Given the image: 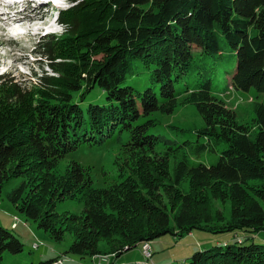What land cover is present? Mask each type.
<instances>
[{
  "label": "trees",
  "instance_id": "16d2710c",
  "mask_svg": "<svg viewBox=\"0 0 264 264\" xmlns=\"http://www.w3.org/2000/svg\"><path fill=\"white\" fill-rule=\"evenodd\" d=\"M71 3L73 7L61 13L63 25L82 20L89 10L104 13L106 19L90 28L67 27L64 39H75L74 43L60 50L59 42L51 40L38 52L50 62L55 52L61 51L64 58L48 78L56 80L58 90L52 94L56 101L44 99L23 113L8 102L20 101L23 109L25 88L9 91L1 85L0 192L5 180L26 176L27 181L7 194V201L54 241L72 232L74 241L65 253L80 259L117 258L166 234L181 238L203 229L241 235H234L233 243L197 251L182 264H264V244L252 237L264 232V206L252 198L249 185L261 181L262 189L255 191L264 202V0ZM99 53L102 58L92 60ZM144 72L149 85L139 89L134 83ZM220 75L227 86L216 90ZM37 81L41 85L47 79ZM181 81L177 88L175 83ZM94 89L101 102H88L83 109ZM215 90L223 96L234 90L252 97V132L237 124L235 113L214 96ZM181 105L194 107L203 121L197 137L206 142L177 144L150 133L156 121L149 116L156 111L171 114ZM143 118L147 119L140 122ZM112 138L120 142L129 171L121 184L97 189L88 170L76 162L68 165L63 176L50 173L80 144L98 147ZM158 153L165 157L159 160ZM215 153L218 158L211 163ZM170 156L172 160L167 159ZM202 156L209 163L200 161ZM142 162H152L149 165L162 173L170 169V186H162L163 194L170 197L169 207L159 188L155 191L152 186L160 175L156 171L145 176ZM185 181L205 192L220 186L233 204L229 218L205 221L213 217L211 206L203 207L190 193L182 194ZM76 196L83 203L81 215L60 217L53 211L55 201ZM123 204L125 214L119 209ZM197 217L203 221L197 223ZM23 246L0 226V260L5 252L21 253Z\"/></svg>",
  "mask_w": 264,
  "mask_h": 264
},
{
  "label": "rangeland",
  "instance_id": "374dc122",
  "mask_svg": "<svg viewBox=\"0 0 264 264\" xmlns=\"http://www.w3.org/2000/svg\"><path fill=\"white\" fill-rule=\"evenodd\" d=\"M64 1L67 10L73 7L71 3L73 0ZM80 2H82V0H80ZM7 7L16 10L15 12L18 13L24 8L26 14L22 16V19H24L22 26L28 29L29 32H32L30 34H24L25 37L16 42L18 37L13 36L16 35L14 30L13 35L9 37V31L12 28H8V26L14 23L17 14L13 16L9 13H0V24L4 26V31L0 30V73L3 69L8 70L10 68V74L7 73L8 75L0 80V88L2 87L1 85L7 86V90L9 91H13V88L18 90L17 86L25 88V98L22 100L24 104L23 109L20 108L22 106L20 101L13 102L14 100H10L8 102L13 108L14 106L16 108L19 107V109L25 113L27 111H32L33 105L45 102L46 100L44 99H47L48 102L49 100H55L52 94L58 90V87L55 86L56 80H49L48 78L53 75L50 69H52L53 72L57 71L58 67H56V64L59 63L58 60L61 61L64 58L61 56V51H59L52 53L51 57L53 60L51 62L46 59L41 60L37 54L43 51V45L48 44L52 40L54 41L53 43L59 42L60 50H62L75 42V39L73 41L64 39L68 34L65 32L67 27L74 26L77 30L90 28V26L104 22L106 17L105 14L101 12L96 14L91 10L86 11L84 15L82 14V20L80 17L77 21L67 22V25L58 28L56 35L53 36V39H50L49 34H51L53 30L48 31L47 29L53 27V17H55L54 13L53 17L51 15V12H54V10L50 0H25L24 3H22L21 0L18 4H10L7 5ZM41 16H43V19H37V17ZM4 17H7V19ZM27 17L33 21H30ZM30 22L36 23V25L34 27H29L33 24ZM16 23L17 26H20L19 22ZM79 37L80 35L78 38ZM102 56L100 53L96 54L92 57V60L98 61ZM73 60H75V58L68 59V61ZM49 64L53 65V67L47 68ZM42 77L46 78L47 81L40 85L37 80ZM188 80L190 81V78ZM181 84L182 81L175 83V86L178 88ZM215 84L217 87L216 90H223L226 88L227 85L224 75H220L217 80H215ZM134 85L139 89H143L149 85L147 73L144 72ZM216 90L214 96L223 101L225 106L231 112L235 113L237 124L242 125L252 132V130L255 129L253 120L254 114L250 104L252 97L241 96L234 90L229 91L223 96L220 91L216 92ZM251 93V95L254 94L253 92ZM98 95L99 91L97 89L92 90V92L87 95V97H90L81 105L82 108L85 109L88 102L97 101L100 103L101 100H99ZM27 102L29 105H26ZM149 118L156 121V126L150 129V133L156 134L163 139L175 140L177 144L182 143L184 140L201 143L206 142L197 137L198 131L203 127V121L192 105H181L171 114H161L159 111H156L149 116ZM146 119L147 118H143L140 122ZM119 147L120 142L115 138L109 139L107 143L98 147L89 146L88 143H82L76 150L66 154L65 157L59 160L53 169L50 170V173L54 177L63 176L68 165L72 162H76L88 170L94 187L97 189L110 186L114 182H116V184L113 186L121 184V181L129 171L124 167L126 158L119 151ZM158 151L162 150L159 148ZM156 156L157 158L165 157V154L158 153ZM217 158L218 153H215L214 156L210 158V160H212L211 163H214ZM161 159L162 158L159 160ZM167 159L172 160V157L170 156V158L168 157ZM199 160L204 163H209L210 161L205 156H202ZM151 163L152 162H142L140 164L142 173L145 176L146 173L153 176L157 171L158 175H160V179L157 182H152V186L155 191L159 188V191H161L160 196L165 201L167 207H169L170 197L163 194L162 186H167V188L170 186V169H164V173H162L158 170V167L149 165ZM26 179L27 177L24 175L9 178L5 180L1 188L0 226L14 234L24 246L23 251L19 254L13 255L5 252L0 260V264H36L38 262L54 259L56 264L59 260L62 261V264H108L107 259H101L99 256L80 259L73 254H66L65 252L74 241V234L72 232L66 231L60 242L54 241L48 232L39 229L36 223L26 219L23 214L19 213L7 201V194L19 186L23 181H27ZM260 184V180L250 181L249 185L253 186L250 190V194L252 198L262 202L264 206L262 197H259L261 194L255 191L257 189H262L263 185ZM180 189L182 194L190 193L195 203L199 204V202H196V200H199L203 207H205V205L211 206L213 217L205 221H210L217 217H220V219H218L220 221L229 218L231 206H233V204L230 203L227 196L222 194L223 191L220 186L213 187L210 192H205L200 188L189 185L188 181H185L181 184ZM139 190L141 189L139 188ZM113 202L117 207L115 200H113ZM119 209L122 214H125L126 209L124 208V204L121 205ZM53 211L60 217L70 215L78 216L82 214L83 203L78 199V196L75 198L71 197V199L65 198L61 201H55ZM207 214L206 216H208ZM197 221V223H199L202 222L203 219L197 217ZM236 234L241 235L238 231L233 233L211 234L203 229H193L191 234L181 238L166 234L151 242L152 260L154 264H182L183 261L188 260V258L197 251L211 248L224 242L231 243ZM252 237L256 242L264 244V232L252 235ZM117 258V261L121 264H141L143 262V254L142 251H140V246L124 252Z\"/></svg>",
  "mask_w": 264,
  "mask_h": 264
},
{
  "label": "bare ground",
  "instance_id": "6f19581e",
  "mask_svg": "<svg viewBox=\"0 0 264 264\" xmlns=\"http://www.w3.org/2000/svg\"><path fill=\"white\" fill-rule=\"evenodd\" d=\"M34 3V2H33ZM24 8L18 13V12H15V14H17V17H15V19H14V23H11L9 26H8V28H12V29H14V31H15V34L16 35H18L19 33H21V31H23L25 34H30V33H32V32H29V30L28 29H26L24 26H22L23 25V20L24 19H22V16L24 15V14H26V12L24 11ZM20 14V15H19ZM22 14V15H21ZM10 16V15H9ZM8 17V16H7ZM25 18V17H24ZM30 21H33L32 19H30L29 17H27ZM7 19V18H6ZM37 19H43V16H41V17H37ZM20 20V21H19ZM22 20V21H21ZM7 21V20H6ZM16 22H19L20 23V26H17L16 24ZM30 23H33V22H30ZM36 25V23H33V24H31L29 27H34ZM4 27V26H3ZM3 27H0V30L1 31H4V28ZM43 29V28H42ZM41 29V30H42ZM35 33V32H34ZM0 46H1V44H0ZM10 69V68H9ZM9 69L7 70V69H5L6 71H7V73L8 74H10L9 72ZM105 258H107L106 256H105Z\"/></svg>",
  "mask_w": 264,
  "mask_h": 264
},
{
  "label": "built area",
  "instance_id": "2783aa9c",
  "mask_svg": "<svg viewBox=\"0 0 264 264\" xmlns=\"http://www.w3.org/2000/svg\"><path fill=\"white\" fill-rule=\"evenodd\" d=\"M34 247H37V246H34ZM140 251H142V254H143V262L141 264H153V260H152L153 255H152L150 243H146V242L142 243L140 245ZM100 258L101 259H107V258L102 257V256H100ZM54 264H56V262ZM57 264H62V261L59 260L57 262Z\"/></svg>",
  "mask_w": 264,
  "mask_h": 264
},
{
  "label": "clouds",
  "instance_id": "9594fccd",
  "mask_svg": "<svg viewBox=\"0 0 264 264\" xmlns=\"http://www.w3.org/2000/svg\"><path fill=\"white\" fill-rule=\"evenodd\" d=\"M17 0H0V13H9L10 15H15L14 9H9L7 5L15 4ZM5 19L7 17H4ZM0 27H3V24H0Z\"/></svg>",
  "mask_w": 264,
  "mask_h": 264
},
{
  "label": "crops",
  "instance_id": "0c3cea01",
  "mask_svg": "<svg viewBox=\"0 0 264 264\" xmlns=\"http://www.w3.org/2000/svg\"><path fill=\"white\" fill-rule=\"evenodd\" d=\"M191 234V233H190ZM118 258H114V257H108L107 260H108V264H121L117 261Z\"/></svg>",
  "mask_w": 264,
  "mask_h": 264
}]
</instances>
